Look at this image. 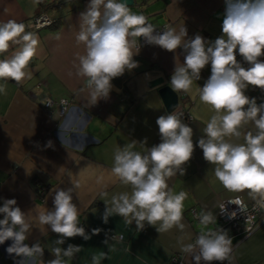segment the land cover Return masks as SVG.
I'll use <instances>...</instances> for the list:
<instances>
[{
	"label": "crops",
	"instance_id": "0c3cea01",
	"mask_svg": "<svg viewBox=\"0 0 264 264\" xmlns=\"http://www.w3.org/2000/svg\"><path fill=\"white\" fill-rule=\"evenodd\" d=\"M40 2L51 4L43 12L58 19L56 26L29 28L28 21L42 11ZM40 2L0 0V22L23 23L25 30L35 33L39 39L37 55L28 68L31 78L20 83L0 80L6 87V93H0V206L5 199H15L16 206L35 217L37 211L44 208L53 210L56 189H73V203L81 213L80 226L91 238L65 239L60 247L73 244L82 248L68 264H92V257L101 253L107 256L100 264H176L174 256L182 258L179 264H195L190 255L180 251L181 243H194L201 232L199 217L194 218L193 209L198 214L211 211L216 216V221L208 225L206 231L221 228L232 237L231 264H264V213L258 228L241 240L219 222L221 200L235 196H241L247 203L256 200L247 190L229 192L224 189L214 177L215 166L204 160L198 140L214 113L199 101L198 95L193 100L190 94L178 93V107L192 115L191 120L183 122L193 129L194 152L184 165L185 174L177 173L167 181L175 193H188L183 209L184 229L173 227L158 233L154 226L146 223L140 230L135 222L129 225L119 215L103 222L105 203L110 206L113 195L131 191L130 186L123 185L112 173L116 149L131 141L146 140V148L161 142L156 120L168 111L159 93L161 86L150 87L148 82L162 76L164 85H170L176 63L184 62L185 52L182 48L170 52L156 45L143 46L134 56L138 67L114 78L109 97L92 105L86 78L77 75L78 56L84 54L85 48L76 42L80 13L86 11L90 0ZM129 7L133 13L148 17L156 28L171 25L179 31L185 26L186 39L199 34L214 42L222 35L225 0H134ZM19 47L10 44L8 52L0 54V59L10 57ZM200 75L193 83V93L210 77L211 65H206ZM253 91L254 86L249 85L245 94L253 98ZM48 98L54 101L50 109L44 107ZM61 99L70 102L63 118L60 116ZM247 131L255 134L256 129L249 123L242 129L243 133ZM226 139L236 144L245 142L243 135ZM49 141L52 147L47 146ZM134 150L143 152L144 148L137 144ZM40 186L44 189L43 196L38 193ZM45 228L46 234L34 224L25 241L29 246L39 242L44 248L43 257H37L35 264H47L54 258L50 249L57 246L55 241L60 238L50 226ZM93 229H100L99 234L92 235ZM11 243L8 240L0 245V264H18L21 259L7 253Z\"/></svg>",
	"mask_w": 264,
	"mask_h": 264
},
{
	"label": "clouds",
	"instance_id": "9594fccd",
	"mask_svg": "<svg viewBox=\"0 0 264 264\" xmlns=\"http://www.w3.org/2000/svg\"><path fill=\"white\" fill-rule=\"evenodd\" d=\"M40 0H33L38 4ZM80 30L77 44H83L85 52L79 55L77 75L86 78L91 104L107 99L112 89L111 81L122 76L126 70L138 67L134 56L140 52L143 38L147 44L175 52L182 48L184 62L176 63L170 86L176 93L192 95L193 100L207 105L214 113L206 123L198 147L203 158L214 165V177L229 192L248 191L249 196L264 206V103L257 104L256 98L245 94L249 85L264 90V0H225L222 35L214 42L197 34L186 39L187 29L179 31L166 25L162 33L143 14L133 13L126 0H90L86 11L80 13ZM59 38V37H58ZM10 44L20 45L10 57L0 59V80L16 83L31 78L30 62L37 55L39 39L35 33L27 32L25 25L15 20L0 22V54L8 52ZM237 50L250 66L245 68L237 60ZM211 65V75L203 85L192 92L194 81L201 78V70ZM0 93L6 87L0 84ZM183 113L173 111L157 118L161 142L146 148L143 142L131 141L116 149L112 173L119 181L130 186L131 191L115 194L110 206L106 204L103 222L110 216L119 215L125 223L142 230L145 224L154 226L158 233L178 227L183 230L185 191L175 193L168 180L179 173L185 174V167L194 152L193 129L183 122ZM249 123L256 131L242 132ZM244 143L236 144L227 138H240ZM139 144L144 151L134 150ZM48 147H52L49 141ZM73 189H56L53 210L44 208L35 217L16 206L15 199H5L0 206V245L11 240L6 251L20 257L18 264H35L37 257H43L44 248L39 242L29 246L25 241L35 224L46 234L45 226L59 235L56 247L50 249L54 258L47 264H68L82 248L73 244L63 245L66 238L76 236L88 240L91 237L80 226V210L73 203ZM245 209L242 201H229ZM225 210V205H220ZM199 215L201 232L194 243H181L180 251L190 255L195 264L232 261V237L228 232L205 230L216 221L211 211ZM232 212L230 218H235ZM247 223V217L246 221ZM157 225H159L157 227ZM100 229H93L92 235ZM107 243V241H105ZM106 253L94 255L92 264H100ZM65 258H68L67 260Z\"/></svg>",
	"mask_w": 264,
	"mask_h": 264
},
{
	"label": "built area",
	"instance_id": "2783aa9c",
	"mask_svg": "<svg viewBox=\"0 0 264 264\" xmlns=\"http://www.w3.org/2000/svg\"><path fill=\"white\" fill-rule=\"evenodd\" d=\"M55 20L56 18L42 12L40 14L33 16L28 21V26L30 29H38L52 24ZM165 26L166 25L157 27L156 31L162 33ZM136 39L139 40L141 46L140 48L149 45L146 43V41L143 38H136ZM259 59L261 61H264V56H261ZM237 60L243 63L246 68L250 66L247 62L244 61L243 57L239 55L238 50H237ZM253 94L257 101L259 102L264 101V90L254 87ZM53 105H54V101L51 98L46 99L44 102V107L46 109H50ZM59 106H60V116L63 118L64 115L66 114V111L70 107V102L66 99H61V101L59 102ZM173 111L182 112L184 114L183 121L192 119V115L189 113V111L185 110L183 107H177ZM173 111L168 112V114L172 113ZM237 199L242 201V206L245 209L243 212H241L238 205L228 203L229 201H236ZM221 204L225 205L224 211L220 210ZM191 212L194 218L199 217L195 209H193ZM232 212H236L235 218H230ZM262 213H264V206L258 204L257 201L253 203H247L241 196H235V197L223 199L219 203V207H218V219L221 224V227L230 228L233 232V235L239 237L240 240L248 237L258 228L259 219ZM246 217H247V223H245ZM173 262L176 264L182 263V258L174 256ZM212 264H220V262H213Z\"/></svg>",
	"mask_w": 264,
	"mask_h": 264
},
{
	"label": "water",
	"instance_id": "95a60500",
	"mask_svg": "<svg viewBox=\"0 0 264 264\" xmlns=\"http://www.w3.org/2000/svg\"><path fill=\"white\" fill-rule=\"evenodd\" d=\"M59 1V0H58ZM61 1V0H60ZM124 2V0H122ZM128 6L134 4V0H126ZM165 79L162 76L156 77L148 82L150 87L161 86L159 93L162 96L168 112L173 111L178 107L179 94L174 92L169 84H165Z\"/></svg>",
	"mask_w": 264,
	"mask_h": 264
},
{
	"label": "trees",
	"instance_id": "16d2710c",
	"mask_svg": "<svg viewBox=\"0 0 264 264\" xmlns=\"http://www.w3.org/2000/svg\"><path fill=\"white\" fill-rule=\"evenodd\" d=\"M40 4V6L42 7L41 9H42V11L40 10L37 14H40V13H42L43 11H47L49 8H50V6H51V4H44V2H40L39 3ZM36 14V15H37ZM58 23V19H56L52 24H50V25H48V26H56L55 24H57ZM38 193L40 194V196H43L44 195V189H43V187L42 186H40L39 188H38ZM214 230V229H213Z\"/></svg>",
	"mask_w": 264,
	"mask_h": 264
},
{
	"label": "flooded vegetation",
	"instance_id": "af4514ba",
	"mask_svg": "<svg viewBox=\"0 0 264 264\" xmlns=\"http://www.w3.org/2000/svg\"><path fill=\"white\" fill-rule=\"evenodd\" d=\"M66 1H69V0H61L62 3H63V2H66Z\"/></svg>",
	"mask_w": 264,
	"mask_h": 264
}]
</instances>
